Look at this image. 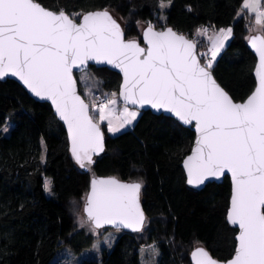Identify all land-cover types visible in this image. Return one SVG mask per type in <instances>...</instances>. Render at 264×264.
Wrapping results in <instances>:
<instances>
[{
    "label": "trees",
    "instance_id": "1",
    "mask_svg": "<svg viewBox=\"0 0 264 264\" xmlns=\"http://www.w3.org/2000/svg\"><path fill=\"white\" fill-rule=\"evenodd\" d=\"M36 1L70 16L107 10L121 21L125 38L140 43L137 25L142 23L171 26L192 39L203 27H230L232 41L246 46L247 30L254 24L247 11L237 16L244 0ZM160 14H165L163 23ZM255 61L248 50L226 49L210 69L241 101L254 88ZM87 70L103 91L118 92V73L93 65ZM76 78L83 96L77 73ZM193 138V131L175 119L149 110L141 111L130 129L105 137V152L94 160L93 172L140 182L145 223L139 232L119 230L111 248L76 264H142L145 247L155 250V264H191L189 254L197 246L218 260L232 256L236 229L226 222L230 181L225 177L201 190L187 185L181 163ZM90 183V172L71 157L64 127L50 105L35 101L12 79L0 81V264H62L65 247L75 252L91 247L96 237L84 213ZM80 208L90 223L79 222Z\"/></svg>",
    "mask_w": 264,
    "mask_h": 264
},
{
    "label": "snow or ice",
    "instance_id": "2",
    "mask_svg": "<svg viewBox=\"0 0 264 264\" xmlns=\"http://www.w3.org/2000/svg\"><path fill=\"white\" fill-rule=\"evenodd\" d=\"M243 7L256 13L258 25L264 23L260 0H245ZM231 32L220 29L209 36L211 59L202 66L195 44L172 28L154 31L149 24L145 48L135 40L125 41L107 10L69 16L63 9H45L36 0H0V78L16 76L35 96L52 101L68 125L72 154L85 167L94 153L103 151V134L76 94L73 67L96 60L121 69L125 102L166 109L184 123L195 122L196 148L185 161L188 184L201 185L225 170L231 173L228 220L240 231L227 264H264V36L249 39L259 56L257 86L245 102L235 103L209 70ZM115 103L110 99L100 105L101 121L111 125L108 105ZM121 115L120 128L137 113L125 108ZM109 131L119 128L110 126ZM141 187L140 182L122 183L114 177L93 178L85 207L88 219L96 228L119 222L139 230L144 219ZM192 255L196 264H219L203 247Z\"/></svg>",
    "mask_w": 264,
    "mask_h": 264
},
{
    "label": "rangeland",
    "instance_id": "3",
    "mask_svg": "<svg viewBox=\"0 0 264 264\" xmlns=\"http://www.w3.org/2000/svg\"><path fill=\"white\" fill-rule=\"evenodd\" d=\"M243 5H244V3H243ZM260 7H261V10H264V0H260ZM250 12L254 16V18L252 20L254 22V24L253 25L251 24L250 27L248 28L249 30H247V35L245 37L246 41L249 38V36L257 35V34L263 35L262 34L263 33L262 32L263 31V23L258 25L256 23V13L252 12L251 10H250ZM241 14H242V8L239 9L237 16H239ZM164 19H165V14H160L159 15V21L161 23H163ZM117 20L119 21V23L121 22L119 19H117ZM247 21H249V20H247ZM145 26L146 25L142 24V23H139L137 25L140 32L144 29ZM228 28H230V27H228ZM228 28L227 27L226 28H218V29L209 28V29H207L206 34H200L201 30H203V28H201L200 30H198L194 34L193 40H194V42H196L198 44L199 53L201 54L200 56H201V58H203L205 60L206 64L211 59L212 43L209 40V36H212L215 32H218L220 29H228ZM226 49L227 50H233V51H246L247 47L244 45H240L237 42L232 41V32H231L229 39L225 41L224 47L218 51L215 60L219 57L221 52L226 50ZM87 69L82 70L81 72L77 73L78 79H79V84H80L81 90L83 92V96L86 97V99H87L86 101L89 104L91 116L94 119V121L97 122L99 124V126L102 128V130L104 132V137L116 135L122 131L130 129L134 125V123L136 122L138 117L140 116L141 112L135 108H130L129 106L125 105L119 99L118 92L111 94L109 92L103 91V89L101 88L96 77L92 76V74ZM75 77H76V74H75ZM76 80H77V78H76ZM110 99H115V101H116V103L114 105H108V108L112 112V115L110 117L111 125H109V121H107V120L101 121L99 119L100 105L101 104H107V101ZM125 108H127L129 111H135L137 113V116L134 120H132V122L130 124H125L124 127L120 128L119 126L123 122V116L121 115V113L123 112V110ZM110 126L113 128H119V131L110 132L109 131ZM48 181H49V178H45V183H46L45 185L48 184ZM45 192L47 195H50V191H49L48 187L45 188ZM85 203H86V200H85ZM77 214L79 216L78 218H79L80 223H84V222L90 223L87 220V217L85 216V214L83 213L82 208L79 209V212ZM144 223H145V221H144ZM142 228H141V230H142ZM90 229L92 230V233L96 237L92 246L87 247L85 249H82L78 252H75V251L70 250V249L65 247L62 254L65 253L67 258L64 259L65 260L64 263H62L63 260L61 261L62 264H74V263L76 264V261H78L84 257L99 254L100 249H102V248H111V246L114 243V241L116 240L118 232L120 230V229L111 228V227L110 228L109 227L96 228L94 224H92ZM140 259H141L142 264H155V262H156L155 250L150 249V247L142 248L140 250Z\"/></svg>",
    "mask_w": 264,
    "mask_h": 264
},
{
    "label": "water",
    "instance_id": "4",
    "mask_svg": "<svg viewBox=\"0 0 264 264\" xmlns=\"http://www.w3.org/2000/svg\"><path fill=\"white\" fill-rule=\"evenodd\" d=\"M36 2H37V1H36ZM38 3H39V2H38ZM41 5H42V4H41ZM42 6H43V5H42ZM43 7H44V6H43ZM44 8H45V9H48V10H52V11L57 12V13L60 11V10L50 9V8H47V7H44ZM97 11H103V10H97ZM90 12H94V11H90ZM108 12H109V11H108ZM65 13H66V12H65ZM87 13H88V12H87ZM66 14H67V13H66ZM84 14H86V13H84ZM109 14L113 17V19L116 20V22L120 25V27H121V29H122V26H121V24L119 23V21H118V20H117V19H116V18H115L110 12H109ZM69 16H70V15H69ZM76 22L79 23V22H80V18H78V19L76 20ZM147 27H148V25L144 27V29L142 30V33H141V41H142V43H140V42H138L137 40H135V41H136L141 47H145V48H146L147 45H146V41H145V38H144V32L146 31ZM167 28H172V27H171V26H165V27L162 28V29H157V28L153 27L154 31H165ZM172 29H173V28H172ZM122 31H123V29H122ZM173 31H175L178 35H183L185 38H187L188 40L192 41V42L195 44V49H194L195 55H196L197 59L199 60L200 64L203 66L204 64L202 63V61H201L199 55L197 54V46H196V43L194 42V40L191 39L190 37H188L187 35H185V34H183V33H181V32H178V31H176V30H174V29H173ZM123 33H124V31H123ZM253 36H262V35H261V34H257V35L249 36V38H248L247 41H246V47H247V50L250 51L251 53H253V55L255 56V59H256V61H255V65H254V68H253V76H254V80H255V85H254L253 90L250 92V94L254 91V89H255V87L257 86V83H258V78H257V76H256V74H255V70H256V67H257V65H258V63H259V56H258V54L256 53V51L252 48V46H251V44H250V42H249L250 37H253ZM124 39H125V41H128V40L125 38V34H124ZM90 65H93V66H96V67H105V68H107V69H109V70H112V71H114V72H116V73H118V74L120 75V77H121V81H120L119 88H118V97H119V99H120L125 105L129 106L130 108H135V109H137V110L140 111V112H141V111L149 110V111H151L153 114H156V115L163 114V115H165V116L171 117V118L175 119L177 122H179V124H181L182 126L187 127V128H189L190 130L193 131V133H194V138H193V142H192L191 149H190V151L187 153V155L183 158L182 163H181V166H182L183 171H184V173H185L186 183H187L188 186H190L191 188L196 189V190H201V189H202L205 185H207L208 183H217V184H219V183H221V182L224 180L225 177H228V178H229V181H230V197H229L228 208H227V211H226V222L228 223V225H229L231 228L236 229V233H235V236H234V239H235V247H234V252H233L232 256H231L230 258L226 259V260H218V259L214 258V257L208 252V250H207L206 248H204L203 246H197V247H195L194 249H192V250L190 251V254H189V260H190V263H191V264H196V260L193 258L192 253L196 250V248H198V247H203V248L208 252L209 256H210L212 259L218 261L219 264H227V262L230 261V260L234 257L235 249H236L237 246H238V240H237L236 238H237V236H238V234H239V231H240L238 225H234V224L230 223L229 220H228V212H229V209H230V200H231L232 191H233V181H232L231 173L228 172L227 170H225V172H224L222 175H220L219 177H209V178L205 179L204 183L201 184V185H190V184H188V182H187V180H188V175H187V169H186V167H185V161L187 160V158H188L190 155L193 154V151H194V149L196 148V141H197V138H198V136H199V133H198L197 130H196L195 122H192V123H184V122L181 121L178 117H176L174 113H172V112H170V111H168V110H166V109H156V108H153L151 105H139V104H132L131 102H125L124 99H123V97L120 95V93H121V91H122V85H123V73H122L121 69L115 67V66L112 65V64H108L106 61L88 60V61L86 62L85 65H83V66L73 67V70H72L73 79H74V81H75V91H76V94H77L78 96H80V98L84 101L85 104L88 105V114H89L90 117H92V116H91V113H90V107H89V104L87 103V101L84 99V97H83V96L81 95V93L79 92L78 83H77V80H76V77H75V74H76V73L81 72L82 70L87 69ZM209 70H210V72H211V74H212V77L215 79V77L213 76V73H212L211 69H209ZM6 79H12V80L16 81V82H17V83H18V84H19V85H20V86H21V87L27 92V94H28L31 98H33L35 101H38V102H45V103H48V104L50 105V107H51L53 113L55 114V116L57 117V119L61 122V124H62L63 127H64V130H65V132H66L67 139H68L70 155H71V157L73 158V160L75 161V163H77V164L80 166V164L75 160V158H74V156H73V154H72V150H71V149H72V142H71V136H70V133H69V130H68V125H67V123H66V122L60 117V115H59V113L56 111L55 105L52 103V101H51L50 99L46 98V97H43V98H42V97H37V96H35V95H34V94H33V93H32V92H31V91H30V90H29L24 84H23V82L20 81L19 78L16 77V76H13V75H11V74H8V75H5L3 78H0V81H5ZM215 80H216V79H215ZM216 82L220 85V83H219L217 80H216ZM220 86H221V85H220ZM221 87H222V86H221ZM222 88H223V87H222ZM223 89H224V88H223ZM224 91L227 92L225 89H224ZM227 93H228V92H227ZM250 94H249V95H250ZM228 95L230 96L229 93H228ZM249 95H248V96H249ZM248 96H247V97H248ZM230 97H231V96H230ZM247 97H246L245 99L241 100V101H235L232 97H231V98H232L233 102H235V103H243V102L246 101ZM92 119H93V118H92ZM93 122H94V123H97V122L94 121V119H93ZM97 124H98V123H97ZM98 125H99V124H98ZM99 127H100V126H99ZM100 131H101V133L103 134V151H100V152H98V153H94V154H93V156H92V161H93V162H94V160H95L96 158L100 157V156H101L102 154H104V152H105V137H104V132H103V130H102L101 127H100ZM93 162H92L91 164H87V162H85V163H86V166H85V167H81V166H80L83 170H85V171H87V172H90V174H91V181L93 180V178L106 179V178H109V177H114V176H96L95 173L93 172V169H92V164H93ZM114 178H116L117 180L121 181L122 183H130V182H128V181L118 179L117 177H114ZM140 191H141V189H140ZM90 193H91V183H90L89 191H88L87 196H86V204H87V197L90 195ZM139 203H140V208H141V210H142V212H143V216H144L142 226L139 228V230H133L132 228L124 227L123 225L119 224V222H118L117 224H114V225H113V224H105V225H103L102 227H105V228H106V227H109V228L111 227V228H116V229H120V230H124V231H131V232H132V231H140L141 228L143 227V224H144V221H145V212H144L143 207H142V204H141L140 193H139ZM85 207H86V206H85ZM262 211H263V209H262ZM84 213L87 215V213L85 212V209H84ZM92 223L94 224L93 221H92Z\"/></svg>",
    "mask_w": 264,
    "mask_h": 264
},
{
    "label": "bare ground",
    "instance_id": "5",
    "mask_svg": "<svg viewBox=\"0 0 264 264\" xmlns=\"http://www.w3.org/2000/svg\"><path fill=\"white\" fill-rule=\"evenodd\" d=\"M203 29H209L207 27H203ZM192 39V38H191ZM196 43V42H195ZM196 46H197V54L199 55L200 59H201V54L199 53V48H198V44L196 43ZM203 63V62H202ZM204 65H206V63H203Z\"/></svg>",
    "mask_w": 264,
    "mask_h": 264
},
{
    "label": "crops",
    "instance_id": "6",
    "mask_svg": "<svg viewBox=\"0 0 264 264\" xmlns=\"http://www.w3.org/2000/svg\"><path fill=\"white\" fill-rule=\"evenodd\" d=\"M245 2V0L243 1V3ZM243 3H242V12H244V11H247V12H250V10L249 9H245L244 7H243ZM251 13V12H250Z\"/></svg>",
    "mask_w": 264,
    "mask_h": 264
}]
</instances>
